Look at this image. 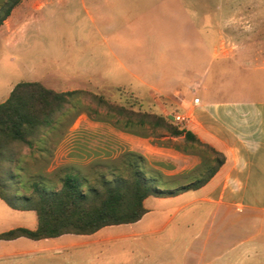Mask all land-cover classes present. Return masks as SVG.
Wrapping results in <instances>:
<instances>
[{"label": "rangeland", "instance_id": "374dc122", "mask_svg": "<svg viewBox=\"0 0 264 264\" xmlns=\"http://www.w3.org/2000/svg\"><path fill=\"white\" fill-rule=\"evenodd\" d=\"M9 1L0 0V12ZM1 24L0 101L16 82L40 80L56 90L83 88L118 103L133 94L142 109L170 115L178 106L160 92L162 82L179 79L182 92L185 83L200 79L204 90L199 94L238 96L240 74L246 75L238 64L244 58L259 62L260 68L248 73L252 83L264 85V0H19ZM76 99L77 105L32 146L10 145L18 160L3 161V175L13 174L18 194L31 195L33 180L59 189L67 172L85 176L86 184L102 175H126V161L140 154L144 171H159V186L173 188L196 173L177 170L183 155L198 156L210 166L221 158L209 144L183 134L126 130L90 95ZM194 191L184 189L178 200ZM164 208L157 220L168 212ZM181 213L152 237H162ZM36 222L33 208H14L0 197V231L33 228ZM42 244L30 237L0 240V264L81 263L76 262L80 256L71 262L51 251L36 252Z\"/></svg>", "mask_w": 264, "mask_h": 264}, {"label": "crops", "instance_id": "0c3cea01", "mask_svg": "<svg viewBox=\"0 0 264 264\" xmlns=\"http://www.w3.org/2000/svg\"><path fill=\"white\" fill-rule=\"evenodd\" d=\"M238 65L246 70L240 74L238 96L199 94L204 90L200 79L185 83L182 92L179 79L160 84V92L178 106L173 113L185 115L187 128L223 157L206 182L193 188L192 196L178 200L184 190L148 195L139 219L90 233L37 238L43 244L36 252L51 251L71 262L80 256V264H264V85L252 83L248 73L260 68L259 62L244 58ZM182 157L185 162L177 170H189L201 160ZM175 197L176 202L164 204ZM163 208L168 212L157 220ZM180 212L171 229L152 237ZM21 237L26 236L0 240Z\"/></svg>", "mask_w": 264, "mask_h": 264}, {"label": "trees", "instance_id": "16d2710c", "mask_svg": "<svg viewBox=\"0 0 264 264\" xmlns=\"http://www.w3.org/2000/svg\"><path fill=\"white\" fill-rule=\"evenodd\" d=\"M19 0H10L0 12V24L9 15L11 7ZM77 95H90L106 112L115 118L122 128L139 133L137 128L151 132L166 131L171 135L183 134L186 140L201 142L187 127L180 126L172 115L142 109L138 96L126 95L122 103L113 102L103 94L83 88L56 90L40 80L16 82L7 97L0 101V197L14 208H33L37 215L35 227L17 225L0 231V239L18 236L42 238L65 232L90 233L98 228L123 222L135 221L145 212L143 199L148 195H171L187 188H195L206 182L209 176L223 162V157L210 166L206 160L194 168L198 174L189 182L173 188L160 187L163 174L153 170L144 171V157L128 159V174H116L112 178L100 176L96 183H87L85 176L67 172L59 189L49 190L40 180H33L31 195L17 193L13 174L3 175V161H16L12 143L32 146L33 139L59 122L60 118L74 108ZM144 135V134H143ZM213 149V147H211ZM156 172V173H155ZM195 173V172H194ZM86 185V188L84 186Z\"/></svg>", "mask_w": 264, "mask_h": 264}, {"label": "built area", "instance_id": "2783aa9c", "mask_svg": "<svg viewBox=\"0 0 264 264\" xmlns=\"http://www.w3.org/2000/svg\"><path fill=\"white\" fill-rule=\"evenodd\" d=\"M196 99L197 98H195V100ZM173 117H174L175 121L180 122V123L186 122V118H187L185 115H183V114H181L179 112H174L173 113Z\"/></svg>", "mask_w": 264, "mask_h": 264}]
</instances>
